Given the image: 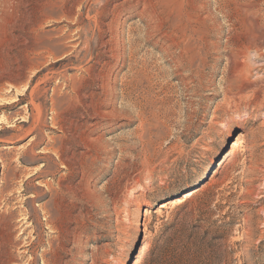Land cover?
Here are the masks:
<instances>
[{
	"label": "rangeland",
	"instance_id": "1",
	"mask_svg": "<svg viewBox=\"0 0 264 264\" xmlns=\"http://www.w3.org/2000/svg\"><path fill=\"white\" fill-rule=\"evenodd\" d=\"M0 264H264V0H0Z\"/></svg>",
	"mask_w": 264,
	"mask_h": 264
},
{
	"label": "bare ground",
	"instance_id": "2",
	"mask_svg": "<svg viewBox=\"0 0 264 264\" xmlns=\"http://www.w3.org/2000/svg\"><path fill=\"white\" fill-rule=\"evenodd\" d=\"M186 40V39H185ZM249 42V41H248ZM185 48V47H184ZM243 138H244V135L241 134L237 140L235 142H233V144L231 145V150L222 158V160L220 161V163H222L227 157L229 156H233V154L235 153V150H239L240 149V145L243 143ZM241 150V149H240ZM193 191H196V190H191V191H187V192H184L183 193V198H187L188 196H190ZM158 197V196H157ZM143 225V223H141L140 221L138 223L135 224V227L133 228L131 234L129 235V239H128V244H129V247L127 248L126 250V255L125 257L123 258L126 262L129 258V254H130V249H131V246L132 243L135 241V235L137 234V232L140 230L139 228Z\"/></svg>",
	"mask_w": 264,
	"mask_h": 264
},
{
	"label": "trees",
	"instance_id": "3",
	"mask_svg": "<svg viewBox=\"0 0 264 264\" xmlns=\"http://www.w3.org/2000/svg\"><path fill=\"white\" fill-rule=\"evenodd\" d=\"M183 206V205H182ZM176 223H174L173 225H175ZM171 225V226H173ZM163 238V237H161ZM170 240V238H163V239H160L159 241H164V242H168Z\"/></svg>",
	"mask_w": 264,
	"mask_h": 264
}]
</instances>
